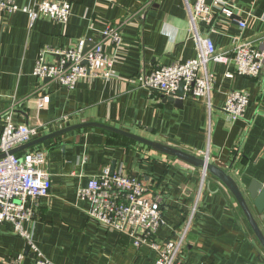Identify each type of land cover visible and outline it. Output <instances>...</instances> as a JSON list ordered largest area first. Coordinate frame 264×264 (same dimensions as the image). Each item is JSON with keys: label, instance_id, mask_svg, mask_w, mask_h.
Returning <instances> with one entry per match:
<instances>
[{"label": "crops", "instance_id": "obj_1", "mask_svg": "<svg viewBox=\"0 0 264 264\" xmlns=\"http://www.w3.org/2000/svg\"><path fill=\"white\" fill-rule=\"evenodd\" d=\"M12 1L23 7L41 0ZM68 1L66 22L39 15L30 26L22 11L0 13V114L11 106L16 123L50 121L35 138L97 122L201 158L208 149L210 161L228 171L241 190L252 181L264 186V69L257 77L229 78L225 73L233 69L231 63L209 62L215 75L209 109L189 98L177 106L142 84L151 69L196 56L194 31L210 37L217 49L230 50L242 42L264 48V0H228L232 17L214 9L212 27L191 20L194 0ZM244 20L247 24L240 28ZM119 24L120 44L104 45L116 54L109 76L102 75L99 64V76L83 77L73 89L34 76L39 51L75 46L80 38L95 42L97 32ZM46 59L53 61L54 56ZM41 84L45 96L26 98ZM231 90L249 97L244 116L237 120L222 111ZM2 127L0 119V133ZM30 149L45 153L51 189L38 200L26 227L50 264H155V252L148 245L135 247L125 232L99 224L89 215L90 202L78 196L89 178L111 166L114 172L142 178L148 193L160 199L164 224L154 234L158 241L173 237L196 204L182 253L184 264H264V248L237 200L210 173L200 189V167L97 126L73 129L25 150ZM249 207L264 234V209L258 212L252 202ZM21 252V264L35 263L26 241L9 224H0V264H10Z\"/></svg>", "mask_w": 264, "mask_h": 264}, {"label": "built area", "instance_id": "obj_2", "mask_svg": "<svg viewBox=\"0 0 264 264\" xmlns=\"http://www.w3.org/2000/svg\"><path fill=\"white\" fill-rule=\"evenodd\" d=\"M228 0H194L190 5V18L208 24L215 22L214 9L226 17H232L233 11ZM22 11L27 14L30 26L39 15L52 20L66 22L70 15L71 3L68 0H41L31 6H18L12 0H0V13L11 14ZM247 22L240 21L244 28ZM122 25H107L96 33L95 42L86 51L85 38H80L75 46L47 48L39 51L35 60L33 74L40 80L49 79L61 86L73 89L83 77H97V65L103 67L102 75L109 76L115 63V50L107 51L105 43L117 47L121 42ZM192 38L197 47L194 58L160 65L146 72L142 84L161 93L162 96L194 99L212 107V91L215 75L208 68L209 62L232 64L233 69L225 73L226 77L235 75L257 77L264 69V48L252 42L237 43L230 50L217 49L208 36L194 31ZM54 56L53 61L46 59ZM182 85V94L178 93ZM45 96L44 84L38 86L26 98ZM25 98V99H26ZM24 99V100H25ZM23 101V100H22ZM18 103V102H17ZM16 103V105H17ZM249 104L246 92L231 90L227 93L222 111L230 120L242 118ZM12 107L0 114L3 127L0 133V224L7 223L13 231L22 237L35 258L34 264H50L32 242L26 223L33 219L37 211V202L49 194L51 178L44 167L46 156L40 149L25 150L22 154L9 153L17 146L37 137L40 130L50 121L40 124L16 123L11 119ZM66 120V116H62ZM205 164L210 161L208 149L204 156ZM208 172L200 168V189L204 186ZM78 196L90 202L89 215L107 228L125 232L135 247L148 245L155 252V264H184L182 253L186 244L196 204L186 217L181 229L164 241L155 239V232L164 224L160 199L148 193V187L142 178L111 172L108 167L98 175L89 178L85 187L78 189ZM24 254L18 253L10 264H21Z\"/></svg>", "mask_w": 264, "mask_h": 264}, {"label": "water", "instance_id": "obj_3", "mask_svg": "<svg viewBox=\"0 0 264 264\" xmlns=\"http://www.w3.org/2000/svg\"><path fill=\"white\" fill-rule=\"evenodd\" d=\"M92 45H93V42L86 41V44H85L83 50L84 51L88 50ZM182 92H183V90H182V85H181L179 87L178 93L182 94ZM163 100L168 101V102H174L177 106H182L184 99L179 98V97H173V96H168V97L163 96ZM86 126H97V127H101V128H106V129L111 130L113 132H116L118 134L129 137V138H131V139H133V140H135L141 144H145V145L151 147L152 149H154L156 151L162 152L166 155L176 157V158L182 160L183 162L188 163L192 166L200 167V168L205 167V169L207 170L208 173H210L213 176H215L216 178H218L232 193V195L234 196V198L237 200L238 204L240 205L241 209L243 210V212H244L253 232L255 233L258 241L260 242V244L264 248V234L260 230L256 220L253 217V214L250 210V207H249V202H252V204L254 205L256 210L258 212H262V210L264 209V186L259 184L258 182L252 181L246 187V189L243 191L240 189V187L237 185V183L235 182V180L232 178V176L229 174L228 171L221 169L220 167L216 166L212 162H208L205 164L204 158L196 156V155H194L190 152L184 151L180 148L171 146V145L163 143V142L150 140V139L144 138L142 136H139V135H136V134H133V133H130V132L118 129V128H114L112 126H108L105 124H100L97 122H82V123H78V124L68 126L66 128L59 129V130L54 131L52 133L46 134L44 136L35 138V139H33L27 143H24L20 146H17L15 148L11 149L9 151V153L10 154L11 153H18L19 151H22V150L31 148L33 146H36L39 143H42V142H44L50 138L61 135L67 131L77 129V128H81V127H86ZM4 156H5V153H0V158H2ZM113 169H114L113 166H111L110 171L113 172Z\"/></svg>", "mask_w": 264, "mask_h": 264}]
</instances>
